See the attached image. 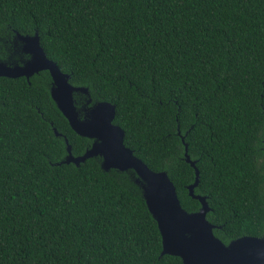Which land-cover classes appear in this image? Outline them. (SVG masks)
<instances>
[{"label": "trees", "instance_id": "16d2710c", "mask_svg": "<svg viewBox=\"0 0 264 264\" xmlns=\"http://www.w3.org/2000/svg\"><path fill=\"white\" fill-rule=\"evenodd\" d=\"M37 31L88 87L78 107L114 103L126 145L168 172L184 209L201 208L188 145L215 235H264V0H0V60L28 59L16 33ZM51 86L48 70L0 76V264H184L163 254L133 171L61 162L65 137L75 156L93 140Z\"/></svg>", "mask_w": 264, "mask_h": 264}, {"label": "water", "instance_id": "95a60500", "mask_svg": "<svg viewBox=\"0 0 264 264\" xmlns=\"http://www.w3.org/2000/svg\"><path fill=\"white\" fill-rule=\"evenodd\" d=\"M23 53L28 59L19 62L0 60V76L30 78L40 71L48 70L52 77L51 96L58 108L68 119L71 127L79 135L93 140L84 154L75 156L67 137L68 155L61 161L80 165L87 159L100 156L105 170L118 169L133 171L136 182L143 189L148 208L158 223L163 241V254L179 256L184 264H264V235L262 237L243 236L229 244L218 238L217 227L208 218L210 206L206 196L195 194L200 181L196 161L188 154L187 161L195 168L196 178L190 184L192 197L201 202V208L189 212L181 204L177 188L167 171H156L148 166L133 149L125 143L124 129L114 123L116 105L102 100L91 106L79 108L75 93L90 95L88 87L75 86L71 75L62 71L50 59L40 42V35L16 33ZM92 101L89 97L87 103ZM57 135H62L55 128Z\"/></svg>", "mask_w": 264, "mask_h": 264}, {"label": "snow or ice", "instance_id": "6c2138e0", "mask_svg": "<svg viewBox=\"0 0 264 264\" xmlns=\"http://www.w3.org/2000/svg\"><path fill=\"white\" fill-rule=\"evenodd\" d=\"M121 2H126V0H121ZM2 145H3V130L2 128H0V156H2ZM2 184H3V178L2 175H0V186H2Z\"/></svg>", "mask_w": 264, "mask_h": 264}, {"label": "flooded vegetation", "instance_id": "af4514ba", "mask_svg": "<svg viewBox=\"0 0 264 264\" xmlns=\"http://www.w3.org/2000/svg\"><path fill=\"white\" fill-rule=\"evenodd\" d=\"M89 106H91V105H89Z\"/></svg>", "mask_w": 264, "mask_h": 264}]
</instances>
